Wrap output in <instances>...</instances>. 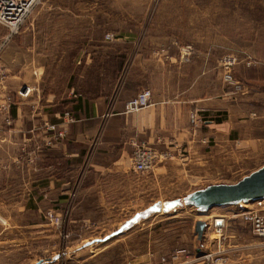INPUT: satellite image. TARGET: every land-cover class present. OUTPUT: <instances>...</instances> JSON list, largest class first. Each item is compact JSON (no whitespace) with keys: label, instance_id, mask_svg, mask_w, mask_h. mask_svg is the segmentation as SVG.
Returning <instances> with one entry per match:
<instances>
[{"label":"crops","instance_id":"1","mask_svg":"<svg viewBox=\"0 0 264 264\" xmlns=\"http://www.w3.org/2000/svg\"><path fill=\"white\" fill-rule=\"evenodd\" d=\"M99 5L80 0L64 8L65 17L28 19L11 38L0 26V222L10 219L4 204L20 203V213L35 219L34 242L55 238L63 219L68 236L82 234L81 249L132 232L155 234L150 220L182 212L186 199L205 189L193 187L236 184L264 167L263 91L236 96L210 53L184 62L180 53L150 46L166 39L143 32L144 22L106 41L96 32L107 26ZM62 41L77 50L65 64ZM145 89L151 105L124 114L125 103ZM192 113L205 124L194 127ZM47 125L65 128L66 138L49 145ZM138 145L161 155L148 173L134 170ZM246 210L264 212V202L211 218ZM196 224L186 227L190 245L175 252L178 259L162 262L167 252L161 264H209L207 254L217 255L207 249L219 244L212 230L199 240ZM7 232L0 231V249L8 248ZM239 239L230 238L229 254Z\"/></svg>","mask_w":264,"mask_h":264},{"label":"rangeland","instance_id":"2","mask_svg":"<svg viewBox=\"0 0 264 264\" xmlns=\"http://www.w3.org/2000/svg\"><path fill=\"white\" fill-rule=\"evenodd\" d=\"M79 1L39 0L26 20L34 17H65L64 8ZM95 1L90 0V3ZM98 1L100 20L107 23V26L96 32L97 35H105L106 41L115 40L113 33L117 29L130 31L135 29L137 21L144 22L143 32L149 28V35L166 39L158 43L149 42L150 46L159 45L158 48L163 50L171 49L180 53L183 61L182 51L188 47L192 49L189 61L195 54L210 53L213 60L222 65L223 82L234 88L236 96L243 97L248 90L264 92V0ZM0 26L7 29L1 24ZM107 35H113L114 40H108ZM74 44L66 41L58 43L59 56L67 52L69 57L63 58V64L65 60L76 57ZM126 47L128 46L122 48ZM230 56L236 59V64L231 69L234 84L224 80V61ZM236 85L240 86V89H237ZM206 186L207 183L193 189ZM18 204L20 203H7L8 208L4 204L3 210L10 219L9 223L3 225L0 222V231L8 229L2 238L8 239L9 243L8 248L0 249V264H161L163 254H171L190 245L186 227L193 226L195 221L208 223L212 220L211 215L228 212L233 207L226 206L203 212L185 202L188 207H182L184 210L175 216H159L150 220V223L156 225V229L152 230L155 234H151L150 230L149 235L144 231L132 232L117 238V242L111 239L104 244L88 245L81 249L79 236L82 234H78V237L68 236L64 219L61 227L56 228L55 238L34 242L32 225L35 219L32 214L22 215L20 208L16 206ZM1 207L0 205V210ZM227 216L229 222L224 237L211 231V239L219 241V244L217 247L207 248L209 252L217 251L215 256L207 254L209 264H226L230 257H233L232 264H264V238L255 235L252 228L240 218H233L234 216L228 213ZM22 227L27 230L23 231ZM162 230L163 241H166L164 250L161 245ZM231 237H240L239 243H235L239 249L234 254L228 252Z\"/></svg>","mask_w":264,"mask_h":264},{"label":"built area","instance_id":"3","mask_svg":"<svg viewBox=\"0 0 264 264\" xmlns=\"http://www.w3.org/2000/svg\"><path fill=\"white\" fill-rule=\"evenodd\" d=\"M39 0H0V24L5 26L9 31V38L18 35L25 24L28 15L38 4ZM108 40H114L113 35H107ZM183 59L185 62H189L192 49L190 47L184 49ZM236 64L234 57H227L224 61L225 65V82L234 84L233 76L231 75V69ZM237 86V85H236ZM240 89V86H237ZM30 90L23 91L22 97L28 96ZM152 91L150 89L143 90L136 97L130 99L125 103L124 114L130 115L138 113L139 111L149 107L152 101ZM68 116V115H67ZM71 121V120H70ZM191 124L196 127L198 125H204L205 118H202L198 113H192L190 116ZM47 131L53 133L52 139L49 141V145L59 142L65 139L67 136V130L61 128L59 125H47ZM161 158L159 153L146 145H138L134 154V170L137 173L144 174L152 171L157 161ZM264 202V201H263ZM49 217L58 222V218H55L49 213ZM233 218H240L245 224L251 226L255 235L264 238V212L261 211H240L235 213ZM229 219L226 217H218L208 222V229H211L215 235L224 237L225 230L228 227ZM177 260L178 254L171 253L167 258H163L162 262L166 263L168 259Z\"/></svg>","mask_w":264,"mask_h":264},{"label":"water","instance_id":"4","mask_svg":"<svg viewBox=\"0 0 264 264\" xmlns=\"http://www.w3.org/2000/svg\"><path fill=\"white\" fill-rule=\"evenodd\" d=\"M264 201V167L245 177L236 184H219L194 192L186 199L189 206L203 212L214 208L249 204ZM208 224L199 221L196 232L202 240Z\"/></svg>","mask_w":264,"mask_h":264}]
</instances>
